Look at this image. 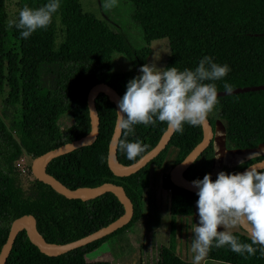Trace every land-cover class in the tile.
I'll return each mask as SVG.
<instances>
[{
    "label": "trees",
    "instance_id": "obj_1",
    "mask_svg": "<svg viewBox=\"0 0 264 264\" xmlns=\"http://www.w3.org/2000/svg\"><path fill=\"white\" fill-rule=\"evenodd\" d=\"M134 6L133 20L142 37L138 44L111 30L92 14L85 13L81 0H60V8L46 29H39L27 40L11 23L24 5L42 6L47 0H17L11 17L6 0H0V253L7 242L11 224L24 216L35 220L38 234L48 244L66 245L87 237L123 217L120 199L113 193L89 202L72 200L37 180L33 174L21 177L14 168L19 158L37 159L64 144L86 138L91 133L88 96L91 89L107 84L120 97L127 82L139 74L141 65L152 55L151 45L167 40L171 54L163 66L183 70L195 68L199 59L211 56L228 64L231 71L217 81L233 90L264 85V0H128ZM123 55L131 68L123 74L112 72L113 57ZM218 111L208 117L215 132L216 121L225 123L229 149L253 150L264 145V91L218 97ZM100 120L97 141L88 147L53 159L46 173L71 190L94 189L105 184L124 188L134 207L131 222L125 227L85 247L59 257H49L30 242L25 231L16 237L6 264H105L89 262L87 256L108 240L122 238L143 223L144 195L150 188L151 168L161 169L171 148L178 150L175 166L203 141V126L185 125L175 132L167 148L137 173L120 178L109 167V148L115 132L117 105L105 94L95 99ZM74 123L67 130L61 120ZM8 121L19 126L15 134ZM163 122L138 124L127 137L139 141L145 152L129 160L117 148V160L131 166L152 152L167 131ZM213 141L185 170L189 181L202 179L214 163ZM264 160V156L247 162ZM243 171V170H242ZM215 179V177H213ZM163 189L170 193L171 231L168 246L160 250L156 264H191L177 253V218L193 217L196 193L174 184L170 175L163 178ZM242 242L250 238L233 232ZM128 243H123L126 247ZM129 246V244L127 245ZM207 260L224 264H264V257L244 256L227 246L209 250Z\"/></svg>",
    "mask_w": 264,
    "mask_h": 264
},
{
    "label": "clouds",
    "instance_id": "obj_2",
    "mask_svg": "<svg viewBox=\"0 0 264 264\" xmlns=\"http://www.w3.org/2000/svg\"><path fill=\"white\" fill-rule=\"evenodd\" d=\"M60 6V0H47L37 8L26 4L11 23L19 36L27 40L52 23ZM161 53H154L151 63L139 67V74L127 82L125 93L117 101L115 131L124 137L134 131L135 125H155L157 121L173 132L182 133L185 125H206L209 115L219 110L216 82L224 80L231 71L228 64L217 63L205 55L195 68H162L157 66ZM223 90L231 95L233 86L225 82ZM91 112L95 117L96 113ZM112 144L129 160H136L145 152L138 140L121 139L117 143L114 139ZM195 161L189 158L182 163ZM238 163L244 165L245 161L241 159ZM191 184L198 197V220L190 231L191 264H201L210 249L224 246L245 258L257 253L264 257V165H249L243 172L221 170L215 179L212 173H207ZM236 226L248 233L250 243L242 242L230 231Z\"/></svg>",
    "mask_w": 264,
    "mask_h": 264
},
{
    "label": "water",
    "instance_id": "obj_3",
    "mask_svg": "<svg viewBox=\"0 0 264 264\" xmlns=\"http://www.w3.org/2000/svg\"><path fill=\"white\" fill-rule=\"evenodd\" d=\"M258 91H264V85L257 87L236 89L233 90V93L231 95L258 92ZM101 93L107 95L109 98L114 100L116 105H117V101L121 98L120 95L117 93V91L107 84H99L94 86L91 89L88 96V107L90 111L91 127H92L90 135L86 138L64 144L63 146L37 158L33 165L32 173L37 180L51 186L56 192L72 200H81L83 202H89L99 197H102L107 193H113L120 199L124 207L125 213L123 217L113 222L112 224L100 229L99 231L87 237H84L83 239L75 241L73 243H69L66 245H52L44 241L43 238L38 234L36 230L34 218L31 216H24L22 218L13 221V223L11 224L7 242L0 253V264L7 263L10 253L13 249L16 237L20 231H25L30 242L34 244L41 251V253L49 257H59L61 255L68 254L76 249L85 247L97 240L103 239L106 236L125 227L131 222L134 215V207L123 187L115 184H105L103 186L94 189H79L74 191L69 189L64 184L59 182L57 179H55L52 176H49L46 173V168L53 159L61 155L73 152L75 150L91 146L97 141L99 135L100 120L96 111L95 99ZM219 93L220 94L218 95V97L229 96L226 95L224 92H219ZM90 109L96 113L95 117H93V114ZM203 130H204L203 141L186 157L185 160L189 158L197 160L203 154V152L210 146L214 138L215 132L211 126L209 119L207 121V124L203 126ZM174 133L175 132L167 129L162 139L160 140L159 144L152 152H150L148 155H146L141 160H139L138 162H136L131 166H122L119 164L117 160V147L112 144L114 139L116 140L117 143L119 142L122 133L118 134L115 131L110 143L111 147L109 148V167L111 171L115 176L120 178L129 177L137 173L138 171L143 169L146 165H148L153 159L159 156L160 153L167 148ZM195 162L189 164H183L181 162L180 164H178L173 168L171 173V180L174 184L181 186L193 193H196V189L193 188L191 181L185 178L184 172ZM253 165H257V166L264 165V160L257 162Z\"/></svg>",
    "mask_w": 264,
    "mask_h": 264
},
{
    "label": "crops",
    "instance_id": "obj_4",
    "mask_svg": "<svg viewBox=\"0 0 264 264\" xmlns=\"http://www.w3.org/2000/svg\"><path fill=\"white\" fill-rule=\"evenodd\" d=\"M218 121L220 120L216 121L215 135L212 140L215 151L214 163L209 170V173H212L213 177H216V174L221 170L227 171L229 173L242 172V170H245L244 168L248 161L264 156V145L253 150L229 149L226 145L225 133L223 132L222 136L221 134L218 135L216 132ZM177 156L178 150L171 148L165 159L163 167L161 169H158L154 166L151 168L150 188L145 192L144 195L143 229L144 233L147 232V235L141 237L142 240L140 243L125 251H122V249L119 248V245H114L113 248L106 246L102 249L100 248L101 250L96 256H94L93 259H91L92 261L90 262L101 261L105 264H156L158 262L161 248L168 246L169 244L171 231L170 193L163 189V178L165 175H170L171 177ZM217 157L220 158L216 159ZM247 157L249 158L247 159ZM241 159H244V165H240L238 163V161ZM155 186H158L159 189H155ZM168 216L170 219L169 222ZM190 218L192 219L190 220ZM196 218V211L193 217L177 218V253L183 260L187 262H191L192 253L190 237L188 235L189 232L185 235L184 228L186 225L187 229H190L191 231L192 224L196 223L197 221L195 220ZM182 219L185 220V224L181 223ZM168 223L170 225H168ZM149 230H151V234H148ZM230 231H242L244 234L249 236L248 233L240 226L231 228ZM110 240H108L107 243ZM201 264L224 263L209 261L205 257Z\"/></svg>",
    "mask_w": 264,
    "mask_h": 264
},
{
    "label": "rangeland",
    "instance_id": "obj_5",
    "mask_svg": "<svg viewBox=\"0 0 264 264\" xmlns=\"http://www.w3.org/2000/svg\"><path fill=\"white\" fill-rule=\"evenodd\" d=\"M6 1L8 4V12L12 17L17 11V0H6ZM81 6L85 13L94 15L99 20L105 22L111 30L113 31L115 30L117 33L124 35L128 42L134 44H138L141 42L142 37L140 35V31L138 30V27L135 25L133 20L134 6L128 0H81ZM151 49H152V55L154 53L159 55L162 52L161 58L157 62V66L163 68L170 52L168 41L163 40V41L153 42L151 45ZM152 60H153V56H151L148 59V63H151ZM130 68L131 66L129 62L123 55L121 54L114 55L112 69H111L113 73L123 74L129 71ZM2 103L3 100L0 97V114H2L4 111ZM214 115H215L214 113L210 114V116H214ZM7 122L9 127L13 131H15V134H17L19 132L18 124H16L15 121L11 122L7 120ZM73 123L74 120L68 117L61 120L60 122L61 130L63 131L67 130L69 127L73 125ZM216 132L218 133V135L221 134L222 136H223V132L225 133V123L223 121H218ZM27 160H28V166L31 170V174H33L32 168L35 163V159L27 158ZM155 189H159L158 186H155ZM191 219L192 218H190V220ZM195 220H198V217ZM169 221L170 219L168 220V222ZM181 223L185 224V220L182 219ZM168 225L170 224L168 223ZM143 226L144 225L142 223L137 227H134L132 230H130L129 234H126L124 237L120 239L119 237L112 238L108 243L104 244L101 247V249L105 246L109 248L111 247L113 248L114 245L115 246L119 245L120 246L119 248L122 249V251L128 250L131 247L133 248L134 245L140 243V241L142 240L141 237L147 235V232L144 233ZM184 230H185L184 234L186 235L189 232L188 235L191 238L190 229H187L186 225ZM148 234H151V230H149ZM121 240H123L124 244L125 242H127L129 246L122 247ZM101 249L88 255L87 260L89 262L92 261L91 259H93L94 256H96Z\"/></svg>",
    "mask_w": 264,
    "mask_h": 264
},
{
    "label": "built area",
    "instance_id": "obj_6",
    "mask_svg": "<svg viewBox=\"0 0 264 264\" xmlns=\"http://www.w3.org/2000/svg\"><path fill=\"white\" fill-rule=\"evenodd\" d=\"M14 168L17 173L23 178L31 174V170L28 166V160L25 156L15 161Z\"/></svg>",
    "mask_w": 264,
    "mask_h": 264
}]
</instances>
